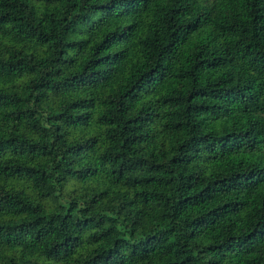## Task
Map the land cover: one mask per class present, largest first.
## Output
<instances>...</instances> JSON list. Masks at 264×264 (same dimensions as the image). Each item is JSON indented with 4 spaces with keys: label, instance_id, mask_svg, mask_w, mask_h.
Wrapping results in <instances>:
<instances>
[{
    "label": "trees",
    "instance_id": "16d2710c",
    "mask_svg": "<svg viewBox=\"0 0 264 264\" xmlns=\"http://www.w3.org/2000/svg\"><path fill=\"white\" fill-rule=\"evenodd\" d=\"M0 264H264V0H0Z\"/></svg>",
    "mask_w": 264,
    "mask_h": 264
}]
</instances>
